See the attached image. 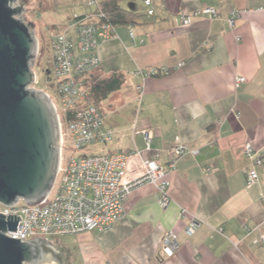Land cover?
I'll use <instances>...</instances> for the list:
<instances>
[{"label": "crops", "instance_id": "1", "mask_svg": "<svg viewBox=\"0 0 264 264\" xmlns=\"http://www.w3.org/2000/svg\"><path fill=\"white\" fill-rule=\"evenodd\" d=\"M72 1L84 8L73 13L92 11L88 0ZM150 1H120L141 17L114 26L116 37L100 44V64L89 74L90 80L113 73L124 78L105 98H112L109 113L117 106V150L103 151L143 149V135L134 130L149 129L161 164L173 158L176 138L197 152L175 159L166 207L153 185H140L111 229L65 236L73 253L57 246L66 264H264V247L254 242L264 235V0ZM206 7L216 15L203 13ZM232 11L238 15L229 23ZM179 12L190 16L188 23ZM152 67L169 73L143 81L132 75ZM237 76L245 78L239 87ZM246 143L263 156L253 184L246 182ZM192 218L198 226L186 236ZM170 230L179 246L166 257L161 244Z\"/></svg>", "mask_w": 264, "mask_h": 264}, {"label": "built area", "instance_id": "2", "mask_svg": "<svg viewBox=\"0 0 264 264\" xmlns=\"http://www.w3.org/2000/svg\"><path fill=\"white\" fill-rule=\"evenodd\" d=\"M151 6L150 0H144ZM92 11L80 15L72 13L63 29L53 30L49 34V46L52 54L48 82L52 85L51 100L56 112L59 141L58 164L54 182L47 194L38 202L28 204L17 199L10 205L0 203V213L17 214L16 230H7L9 238L30 240L46 239L51 236L77 235L92 230H109L125 215V200L132 189L143 184L153 185L158 193V204L164 208L169 203V173L175 159L184 153L195 154L177 138L170 153V163L159 162L161 151L153 149L151 144L154 133L149 129L134 130L141 133L144 148L129 151H103V147L112 140L113 131L104 123L100 104L91 94L89 74L100 64L99 47L102 42L116 37L114 25L104 20V13L99 10L98 0H88ZM153 10L149 9L148 14ZM203 13L210 17L216 15L212 7H206ZM192 16L198 15L193 12ZM238 15L230 12L229 23ZM182 23H188L190 16L178 13ZM74 33V37L72 34ZM166 67L137 69L132 75L145 80L150 76L167 75ZM245 78L237 76L235 86L239 87ZM35 81L31 87L35 88ZM143 84L135 88L140 93ZM97 148V149H98ZM243 153L251 167L246 174L247 184L258 180V167L263 163V156L250 143H246ZM210 172L211 169H206ZM198 222L192 218L184 229L186 236H191L197 229ZM248 230V229H247ZM179 235L170 230L164 233L161 253L171 257L178 249ZM255 243L264 247V235Z\"/></svg>", "mask_w": 264, "mask_h": 264}, {"label": "water", "instance_id": "3", "mask_svg": "<svg viewBox=\"0 0 264 264\" xmlns=\"http://www.w3.org/2000/svg\"><path fill=\"white\" fill-rule=\"evenodd\" d=\"M24 0H0V203L41 200L58 164L59 129L55 109L42 90L31 87L37 53L33 24ZM17 214L0 213V264H66L62 250L46 239L21 240Z\"/></svg>", "mask_w": 264, "mask_h": 264}, {"label": "rangeland", "instance_id": "4", "mask_svg": "<svg viewBox=\"0 0 264 264\" xmlns=\"http://www.w3.org/2000/svg\"><path fill=\"white\" fill-rule=\"evenodd\" d=\"M26 3V10L23 17L26 22L33 24V32L37 38V53L35 55L32 69L35 73L37 83L35 88L48 93L51 99L56 102V96L52 94V85L48 82V71L51 68V50L49 46V34L53 30H60L61 24H66L68 15L73 12H81L84 10L83 6L74 3L72 0H61L60 3H52L49 0H24ZM66 22V23H65ZM103 99L100 103L102 112L105 114L104 123L112 126L113 137L112 140L107 142L103 147H96V150H117V106L114 113H109L108 109H112L110 101ZM113 110V109H112ZM116 111V112H115ZM110 124V125H109ZM98 148V149H97ZM54 246L58 248H66L72 253L75 247L70 244L67 237L51 236L46 238ZM58 245V246H57ZM52 264H56L52 262ZM80 264V263H75Z\"/></svg>", "mask_w": 264, "mask_h": 264}, {"label": "trees", "instance_id": "5", "mask_svg": "<svg viewBox=\"0 0 264 264\" xmlns=\"http://www.w3.org/2000/svg\"><path fill=\"white\" fill-rule=\"evenodd\" d=\"M121 0H98V7L104 13V20L112 25H123L135 22L141 16L127 11L120 6ZM91 94L94 101L98 104L110 93L118 90L124 78L121 73H113L107 78L93 77L91 80Z\"/></svg>", "mask_w": 264, "mask_h": 264}]
</instances>
